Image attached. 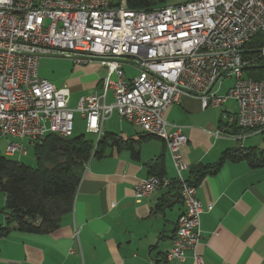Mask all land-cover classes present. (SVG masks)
Here are the masks:
<instances>
[{"label": "built area", "instance_id": "obj_1", "mask_svg": "<svg viewBox=\"0 0 264 264\" xmlns=\"http://www.w3.org/2000/svg\"><path fill=\"white\" fill-rule=\"evenodd\" d=\"M256 36L264 38V0H187L151 10H131L115 0H0V136L30 144L47 135L69 138L76 112L85 132L97 140L114 113L122 123L161 140L175 177L139 180L134 196L139 201L175 184L184 212L163 261L180 263L189 251L193 264H204L197 253L203 208L196 186L184 178L187 138L164 115L183 95L198 97L203 110L233 101L237 112H222L214 136L232 125L246 131L230 135L237 142L249 133H264V80L244 76L249 62L240 54ZM49 56L105 67L100 94L82 97L74 110L69 108L67 92L38 76L40 59ZM124 60L138 65L137 76L125 77ZM224 79L233 84L217 95ZM25 151L10 144L4 156Z\"/></svg>", "mask_w": 264, "mask_h": 264}, {"label": "crops", "instance_id": "obj_2", "mask_svg": "<svg viewBox=\"0 0 264 264\" xmlns=\"http://www.w3.org/2000/svg\"><path fill=\"white\" fill-rule=\"evenodd\" d=\"M186 1L164 0L162 5ZM90 63L92 65L76 63L79 66L76 68L79 74L84 71L90 76V86L94 89L90 95L96 96L101 92L107 73L98 62ZM121 68L124 73L123 64ZM38 76L53 86L68 88V107L74 108L70 101L71 91L75 89L73 83L66 86V82L57 81L56 84L40 74L39 67ZM221 87L222 84L217 95ZM109 96L112 98L111 92L107 98ZM227 104L203 110L198 97L183 95L179 103L166 109L164 119L181 127L187 138L183 147V161L188 167L184 178L197 182L196 199L203 208L200 215L202 239L197 253L204 264H264V167L225 162L215 172L201 177L197 170L212 166L224 152L242 147L228 133L214 136L221 129L222 112L234 114L225 110ZM105 123L103 133L117 135L124 144L111 151L107 149L104 157L86 163L72 212L61 220L57 230L47 235L11 231L8 237L1 239L0 264H166L164 254L172 247L177 221L184 212L177 187L172 184L157 189L139 201L134 196V187L139 180L150 176L154 165L161 164L158 170L161 177L174 179L169 153L161 140H144L137 127L122 123L118 116L114 126L106 128ZM24 141L14 139L9 145L17 144L26 149ZM25 154L16 152L9 158ZM0 202L1 211L5 203L3 194ZM4 218L0 212V225L4 224ZM167 264H193L191 253L186 251L180 263Z\"/></svg>", "mask_w": 264, "mask_h": 264}, {"label": "trees", "instance_id": "obj_3", "mask_svg": "<svg viewBox=\"0 0 264 264\" xmlns=\"http://www.w3.org/2000/svg\"><path fill=\"white\" fill-rule=\"evenodd\" d=\"M164 0H115L117 6L131 10H151L163 6ZM264 38L254 37L241 50L248 66L244 76L254 81L264 80ZM222 124H220L221 126ZM221 128V127H220ZM229 135L246 131L232 125ZM153 137L143 136V139ZM124 142L117 135L104 134L96 143L84 135L62 138L47 135L32 143L35 168L28 167L0 153V193L5 197L4 224L0 225V240L11 231L29 235H47L59 228L61 220L71 214L76 190L84 166L93 158H102L107 149L120 148ZM225 162H245L251 168L264 167V150L256 148L229 150L210 167L199 168V176L218 170ZM160 165L150 168L151 176L161 177ZM190 184L196 185V183Z\"/></svg>", "mask_w": 264, "mask_h": 264}, {"label": "rangeland", "instance_id": "obj_4", "mask_svg": "<svg viewBox=\"0 0 264 264\" xmlns=\"http://www.w3.org/2000/svg\"><path fill=\"white\" fill-rule=\"evenodd\" d=\"M86 65H92L91 63L88 64L85 63ZM84 65V64H83ZM82 66V65H80ZM76 67H79L76 65L75 61L69 58H65L63 56H52V57H44L41 59L39 63V71L40 74L45 76L46 78H49L50 80H54L56 84L57 81H64L66 82V86H68V83H73L75 86V89L71 91V105L72 107L74 106L73 110L76 108L75 103L80 98L81 96H88L94 92V89L92 86H90L91 83V78L88 75L84 74H79L78 70ZM83 67V66H82ZM123 69L125 70V75L129 78L133 77L138 69L130 66L126 63L123 64ZM69 75V77H66ZM114 79V77H113ZM222 87L219 92V95H225L226 90L228 87H231L233 84V80L231 79H224L222 82ZM60 85L63 86L64 84L60 82ZM57 90H62V88L56 87ZM65 92L69 89L65 88ZM70 92V91H69ZM111 97L109 96L107 98V104H110L112 100L110 99ZM225 110H229L228 112L231 113H236L237 112V105L233 101H229L228 104L225 106ZM74 135L73 136H80L84 135L85 139L91 141L92 143H96L97 137L92 134H88L85 132V126H84V121L81 119L79 113H74ZM125 123V122H123ZM106 128L108 126H114L117 124V115L116 113L113 114L112 117L109 118V120L106 121L105 123ZM14 139L12 138H5L0 136V153L3 154L5 148L7 147V144L11 143ZM25 142V148L27 149L26 154L24 156H18L16 155L14 158H11L14 161H18L21 164H24L28 167L35 168L36 162L34 159L33 155V147L32 145L29 144L27 140ZM13 143V142H12ZM239 144V143H238ZM237 144V145H238ZM240 145L247 149V148H256L259 151L264 150V133H249V136L244 138L243 141L240 142ZM0 195H2L0 193ZM1 203V202H0ZM2 206V203H1Z\"/></svg>", "mask_w": 264, "mask_h": 264}, {"label": "water", "instance_id": "obj_5", "mask_svg": "<svg viewBox=\"0 0 264 264\" xmlns=\"http://www.w3.org/2000/svg\"><path fill=\"white\" fill-rule=\"evenodd\" d=\"M64 57V56H63ZM66 58V57H65ZM68 58V57H67ZM91 61H93V60H91ZM122 63H129V61H126V60H124V61H121ZM137 67H138V65H136Z\"/></svg>", "mask_w": 264, "mask_h": 264}]
</instances>
